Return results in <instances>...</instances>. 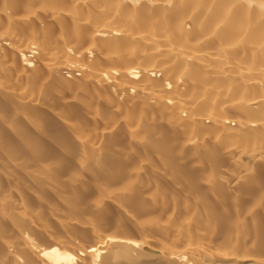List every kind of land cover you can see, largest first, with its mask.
<instances>
[{"label": "bare ground", "instance_id": "bare-ground-1", "mask_svg": "<svg viewBox=\"0 0 264 264\" xmlns=\"http://www.w3.org/2000/svg\"><path fill=\"white\" fill-rule=\"evenodd\" d=\"M0 264H264V0H0Z\"/></svg>", "mask_w": 264, "mask_h": 264}]
</instances>
